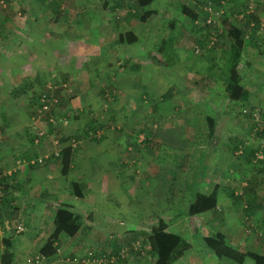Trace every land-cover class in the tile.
Wrapping results in <instances>:
<instances>
[{
    "label": "rangeland",
    "instance_id": "obj_1",
    "mask_svg": "<svg viewBox=\"0 0 264 264\" xmlns=\"http://www.w3.org/2000/svg\"><path fill=\"white\" fill-rule=\"evenodd\" d=\"M81 1L85 7L95 9L93 13L97 11L96 13L100 14L106 11L108 18L104 19L99 15L101 20L96 22L97 17L90 15L85 16L87 25L76 24L74 22L78 18L76 9L80 7ZM81 1L0 0V170L3 175L11 177L10 179L15 177L14 180L6 181L9 185H15L13 182L20 177L21 171L24 172L32 167H34L32 171H38L34 174V176L37 174L34 180L40 179L41 174L37 169L45 163L46 155L49 154L47 156L50 159L55 152L61 150V147L57 148L59 138H56V134L50 133V136L47 134L49 124L46 117L49 115L54 125L53 130L61 128V135L70 139L68 144L75 151L83 157H90L91 163L98 165L97 168L108 167L111 164L108 168H112L113 172L117 173L116 177L124 186V188L120 186L119 192L111 187L110 192L105 193L100 190V181L97 180L95 184L97 190L95 187L93 190L94 198H97L95 208H98L99 215L113 216L115 219L113 225L118 226L121 233L137 226L136 223L130 222L129 216L138 213L145 218L141 225L143 229L140 228L141 232H145L146 227L147 231H152L160 224H156V218L165 215L168 208L166 215L186 217L191 195L202 187L201 181L215 177V170L209 171L212 162L218 158L224 160L229 158L233 141L227 139L224 142L220 141L213 151L199 150L200 138L204 141L209 138V123L207 120L202 121L200 116L214 115L215 111L212 108H208L207 112L197 110L195 114L199 118L187 121L185 128H178L184 125L183 122L177 127H174L175 124L172 126L170 122L176 117V111H173L174 105L186 104L185 90L190 89L189 85L194 83L189 82L192 76H197L194 72L203 74L208 84L219 78L225 80L229 76L231 65L224 60L209 64L196 55L194 52L196 38L189 23L184 29L176 31L173 49L177 59L165 64V57L160 53L159 48L168 37L167 29L175 19L185 20L180 12L181 6L193 5V1L196 0H156L145 9L155 12L147 23H141L137 18L131 17L132 7L129 5L124 10L119 9L122 12L118 18H122V23L120 21L118 25L115 24L113 14L109 10L102 9L103 4L108 1L109 5L111 0H93L89 3L87 2L89 0ZM131 6L135 7L134 2ZM62 10L65 12H60ZM130 31L139 37V42L133 45L118 43L120 34ZM251 60L252 67L244 72V84L248 82L254 84L256 80L264 82V56ZM15 70L21 75L18 73L14 75ZM37 75L47 76L49 82L44 85L43 81H36ZM20 76L29 79L26 81L29 87L21 88L24 90L23 94L12 90L16 87L17 80L14 78L19 80ZM56 76L59 78L57 82L54 79ZM139 83L140 87H135ZM214 87L211 92L213 95L216 93L215 96H218L216 100L218 102L221 100L223 103L224 87L222 85L218 89ZM47 89L52 93L61 89L67 99L74 96L78 89L79 93L83 94L80 118L69 119L67 118L69 108L44 105L43 99L34 95L39 92L45 93ZM144 92L147 96L142 94ZM165 93H168V97L162 99L161 96ZM205 99L209 101L208 97ZM225 103L235 109L236 118L233 117L231 122L219 128L218 134L223 138L239 136L243 134L239 126H242L241 121L244 118L242 110L246 102L232 101L229 98ZM254 105L256 109L263 108L264 97L258 99ZM52 107L53 114H51ZM91 107L93 109H90ZM154 107L156 109L152 110ZM86 116L103 127L95 132L96 135L85 129ZM236 120L240 121L238 126L235 124ZM10 123L15 125L10 127L14 132L11 135L8 126ZM143 129L148 130L146 135L141 133ZM193 132L196 133L195 137L198 140L191 141L194 144L191 149L194 152L192 157L185 154L187 150L183 149L181 144L171 145L170 140L167 139L174 136L186 137L193 135ZM28 134L29 137H35L34 145L31 142L27 144L24 142L23 137H28ZM148 134L151 141L145 143ZM95 136H99L97 137L98 140L100 139L99 142L94 140ZM12 137L15 139L12 140ZM263 145L264 143L261 145L260 154L264 158ZM24 153H34L37 157L27 159L23 157ZM215 154L218 157L214 156ZM51 167L55 168V166L48 168ZM48 171L51 172L49 169ZM210 172L211 175H208ZM229 175V179L228 174L225 175L226 181L232 182L234 176L231 173ZM53 176L56 177L55 172ZM70 176L75 177L74 174ZM247 179L253 184L251 177ZM60 185L66 189L67 184ZM127 186L133 187L129 189ZM1 199H6V195L0 189ZM127 202H130L129 210H132L130 214L126 213L128 206L126 209L121 207ZM86 211L89 217L94 208H86ZM223 215L227 217V220L224 219L225 222L231 220L230 211H225ZM218 219L219 217H216L215 220L205 222L200 218L186 217L185 224L175 222L170 226L171 232L183 237V244H191L194 247L192 256H189L192 262L189 264H199L204 259L206 261V255L203 256L201 251L207 248L199 237L203 233L205 235L217 233ZM153 220L155 223H151ZM225 222L220 221L221 226ZM19 225L25 230L18 233ZM11 228L15 230V239L27 232L23 222H16ZM228 239L230 240V237ZM31 241L38 243L35 239ZM34 248H36L35 244ZM143 249L142 240L138 238L130 245H124L115 254L103 253L96 249L95 252L94 249H90L89 253L79 260L99 256L116 258L123 255V258L115 264L125 261L149 264V258L145 256ZM58 251L61 256V248ZM36 252L34 250L27 257L26 264H51L48 258L37 262L40 254ZM140 253L142 256L138 255ZM210 257L214 259V264L215 262L233 264L215 256H209V259ZM68 259L71 258L66 257L64 261L68 262ZM246 264L253 263L249 261Z\"/></svg>",
    "mask_w": 264,
    "mask_h": 264
},
{
    "label": "crops",
    "instance_id": "obj_2",
    "mask_svg": "<svg viewBox=\"0 0 264 264\" xmlns=\"http://www.w3.org/2000/svg\"><path fill=\"white\" fill-rule=\"evenodd\" d=\"M90 1L93 0H89L87 2L89 3ZM129 1L130 0H111L110 4L112 6L110 4L108 5V1H106L103 4L102 9L109 10L110 13L113 14L115 24L118 25L122 19L121 17L118 18V16H120V12H122L119 9L124 10L130 5L129 7H132V10L130 11L133 12L135 10L133 6H131L133 2L135 5V0H132V3H130ZM200 1L201 0L193 1V5H189V7L191 9H194L195 11H200V17L198 21L202 23L205 14L202 13L203 4H200ZM212 1L217 4L216 6H219L220 8L223 7L224 9V14L221 18V21H219V24L218 26H216V28H213L216 29L215 31H218L220 34L222 33L221 35H224V38L223 36H220L221 39L218 42L219 44L217 43V47L207 53L205 57L201 58L204 62H207L209 64L214 62H223V60L226 61V63L231 61L233 63L238 62L239 74L241 78L244 79V72L246 71V69L248 70L252 67L251 58L255 59L256 57L264 56V0ZM107 5L110 6V8H107ZM251 5L253 7L251 15H254L257 24H248L249 27L246 28L247 25L242 23L241 16L247 13ZM74 6L76 7V5ZM79 6L80 7L76 9L78 18L75 19L74 22L80 26H84L86 23L88 24L85 16H96V22H99L101 20V18L98 17L99 15H102L104 19L108 18V16L105 14L106 11H102L100 14L96 13L97 11L93 13L92 11H94L95 9L85 7L82 1L80 2ZM73 14L75 13L73 12ZM183 16L185 20L178 21L175 19V22L173 21V23H176V27L179 28L176 31L184 29L185 26H188L187 23H189L191 29H193V35L196 38L195 42L202 41V39H207V37H210V29L202 28L201 26V28H199V30L197 31V29L194 27V24H192L190 20H187V16ZM100 24L101 23H99V25ZM233 27H237L238 29L243 30L245 33L244 46L240 48V54L238 58L236 57L237 60L230 59L234 54V50L232 51V47L235 43L233 42L234 40H231L227 35L228 31H230V29H232ZM256 28L257 32L254 31V29ZM206 56H209V58H206ZM18 72L19 71L15 70L14 75ZM194 74L198 77L192 76V79H189V82L194 83L189 85L190 89L185 90V95L187 97L186 104L174 105L173 111H176V117L171 120V125L175 124L174 127H177L180 122H183L184 125L181 127L178 126V128H185L187 121H192V119L194 118H199L196 117L195 114L197 110L201 109L202 111H206L208 110V108H212V110L215 111L214 115L202 114L200 118L202 121H208V119L211 118L216 119L217 132L215 136L208 138L206 141L200 138L199 150L211 149L210 151H213L214 149H216L215 147L219 144V142H224L225 139L233 141V143L232 150H230L229 152L228 160L218 158L215 162L211 161L212 164L211 168H209V171L215 170V177L204 179L203 181H201L202 187L199 188V191L196 189L197 192L206 196L215 195V197L218 199L216 210L209 211L203 214H197L193 217H186H188L189 219L200 218V220L202 219L205 222L215 220L216 217H219L218 221H216V232L222 233L226 237L228 242L230 241L229 244H232L231 246L244 252H254L264 256V158H253L254 152H256V155L259 154L258 152H260V149L262 148L261 145L264 143V137L261 138L258 135L254 134L252 128L250 127V124L244 123V118L241 121L242 126H239L241 131H243V134L239 136H232L231 138L220 137V135L218 134L219 128L224 127L229 122H231L233 117L236 118L234 116L235 109H232L233 107L231 105H227V103H225L226 99L227 101L229 99L226 88V80H224V78L223 80H220L219 78L206 84L208 81L205 79L203 74L199 72H194ZM15 79L17 80L15 82L16 87H14L12 90L23 94L24 90H21V88L29 87L26 83V81L29 79L21 76L19 80L16 77L14 78V80ZM54 79L57 82L59 78L58 76H56ZM62 79L65 80V78ZM35 80L43 81L42 83L44 85L46 84V82H49L48 77L45 75H37ZM255 82L256 83L254 84L250 82L244 84L243 80V84L246 90L251 94V104L253 106H255L254 104H256V101L258 99H263L264 97V82H260L259 80H256ZM91 85H93L92 82ZM221 85L225 90V93L222 94L224 101L223 103L225 104L224 106L223 103H221V100L220 102L216 100V98L218 97L215 96L216 93H214L213 95V93L211 92L213 86L217 87L218 89ZM167 94L168 93L163 94L161 98L165 99L166 97H168ZM34 95L39 98L40 92L34 93ZM82 95L83 94L79 93L78 89L74 93V96L80 97L81 107L83 108ZM206 97H208L209 101L205 99ZM209 97H213V99H209ZM90 109L93 108L91 107ZM155 109L156 107L152 108V110ZM236 122L237 123L235 124L238 126V122L240 121L236 120ZM8 126L9 129L12 126L15 127V125L12 123H10ZM11 131L12 129L9 130V134H14V132ZM195 134L196 133L193 132V135H186V137L184 136L182 138L174 136L172 138L174 140L173 143L181 144V147H184L183 149L186 148L187 150L185 154H188L189 157H192L194 156V152H192L191 149H193L194 144L191 141L192 139L198 140L197 137H195ZM27 136L28 137H23L25 138L24 142L26 144L29 143L32 139L31 136L29 137V134ZM11 139L13 140L15 139V137H12ZM212 144L213 146L210 147V145ZM33 155L36 154L24 153L23 157L31 159L33 158L31 156ZM47 155L49 156V154ZM47 155L44 159L45 163H43V166L37 169L41 174L40 179L34 180L37 176V174L35 176L34 174L38 171H32L31 169H34V167H32L24 172L21 171L20 177H17V180L13 182L15 183V185H9V191L5 194L6 199H4L2 203L3 205L1 204L3 216H0V256L3 255L5 251H7V243H9V245L11 244V247L8 251L13 254L12 264H26L27 257L30 256L34 250L35 252L38 251L36 253L41 254V250L44 248L45 244L53 234V220L55 217L54 215L56 214V210L62 206L68 205L72 208L73 212H75L76 216L78 217L77 222L80 221V223H78L79 231L74 237H70L66 234L60 235L58 248H61L62 254L60 256L58 254L59 251H57L56 254L48 258L51 261V264H69L68 262L64 261L66 257L77 260L80 257H83L85 254L89 253L90 249H96L102 251L103 253L115 254L124 245H130L131 242L135 241L138 238H141L142 240V245L144 246L143 251L146 254L145 256L149 258V264H155V259L150 255L146 247V241L148 240L151 231H147V227H144L145 232H141V230L143 229L141 225L145 221V218H142V215L136 213V215L134 214L129 216L130 222H132L133 224L136 223L137 226L120 233L119 227L113 225V221H115L114 217H104L102 215H99L100 212L98 211V208H95V202L97 198H94L95 191L93 190V188L95 187V190H97L95 184L98 179L100 181V190L104 191L105 193H109L111 187L114 191L117 192H119L120 186L124 188L120 179L116 177L117 173L115 171L113 172L112 168H108L111 166V164L108 167L97 168L98 165L92 164V160L90 157H83V155L75 151L74 161L72 164V172L70 173L74 174L75 177H71L70 174L68 177H61L59 175V163H57L54 158H50L49 161L46 162L45 160L48 158ZM214 156L217 155L215 154ZM222 156H224V154H222ZM50 166H55V168H48ZM47 168L51 171L50 173ZM54 172L56 177L53 176ZM229 173L234 176V180L232 182L226 181L225 175L228 174L229 179ZM208 175H211V172ZM248 177H251V182H253V184L249 183V180L247 179ZM10 178L11 177H8L7 180ZM14 178L10 180H14ZM73 183H79L81 185L84 197L78 198L76 196L74 188L72 187ZM60 184H67V186H65L66 189H63ZM131 187L127 186V188L129 189ZM231 193L233 194V198L230 197ZM127 206L128 209H126ZM89 207H93L94 211L90 212V216L88 217L86 208ZM121 207L126 209V213L128 214H130L132 211L129 210L130 202H127L126 205ZM168 211L169 208L166 210V213ZM225 211H230L231 220L229 222H225V220H227V217L223 215ZM166 213H164L165 215L156 218V224L160 222L165 223L169 226L168 231L171 230L170 226L175 222H179V224H185L186 217L180 216V218H178V216H175L174 214L166 215ZM52 214L54 215L52 216ZM11 219H13L12 222ZM81 221H83V224H81ZM220 221H224V225L221 226ZM16 222H23L27 231L26 233L18 236V239H15V230L11 228V226L16 225ZM151 223H155V221L153 220ZM228 237H230V240L228 239ZM34 239L37 240L38 243H33L31 241ZM34 244L36 248H34ZM193 248L194 247L191 244L182 243L176 251L174 257L171 259L170 264L191 263L192 258L190 259V257L192 256L191 254L193 252ZM205 250L201 251V254L203 256L206 255V261L204 259L199 264H207L208 262V264H214V259H211V257L209 259V256L213 255L208 249L206 251ZM138 255L142 256L141 253ZM131 262L125 261L120 262L119 264H139ZM215 264L217 263L215 262ZM224 264L230 263L225 262Z\"/></svg>",
    "mask_w": 264,
    "mask_h": 264
},
{
    "label": "trees",
    "instance_id": "obj_3",
    "mask_svg": "<svg viewBox=\"0 0 264 264\" xmlns=\"http://www.w3.org/2000/svg\"><path fill=\"white\" fill-rule=\"evenodd\" d=\"M156 0H135V13H131V17L137 18L141 23H147L154 15L155 12L152 10L145 11L146 8L150 7ZM211 2L215 4L214 1L210 0H201L200 4H203V7L208 3ZM217 5V4H215ZM59 6V5H58ZM139 10V11H138ZM142 10V12H141ZM59 11V10H58ZM64 13L65 11H60ZM139 12H141L139 14ZM181 14L187 16L188 19H190L191 23L194 24V27L199 30V28H208L210 29V36L214 33L218 35V42L220 41L221 37L224 35H221L218 31H215L216 26H206V25H197L196 22L199 20L200 17V11H195L194 9H191L189 5H182L180 9ZM202 13H204L202 11ZM175 22V21H174ZM242 23L247 25L246 28L249 27L248 24L256 23V18L254 15H247L242 19ZM176 23H173L171 26L168 27L167 32H169L168 37L165 41H163L160 44V53L165 57V64H169L170 60L174 61L177 59V55L175 54V51L173 49L175 39H176ZM255 32H257V28L254 29ZM227 35L229 38L234 40L235 43L232 47V51L234 50L233 56H231L230 59L237 60L240 54V48L244 46V40H245V33L243 30L238 29L237 27H233L228 31ZM210 37H207V39H202V41H196L197 47H200L201 49H204V51L199 55L200 57H205L207 53L212 51L215 47H217L218 44L216 43V46H214L212 49H207V43L209 41ZM139 42V37L133 33V32H127L125 34H121L119 37V43L123 45H133L137 44ZM206 58H209V56H206ZM231 65V70L229 73V76L225 79L227 84V94L230 100L232 101H244L246 102V106L242 110V115L245 118L244 123L250 124V127L252 128V121L249 119V117L243 113L244 109H256L251 104V94L246 90L243 79L241 78L239 74V64L238 62L233 63L232 61L229 63ZM136 87H140V83L136 85ZM144 96H147V93H142ZM41 99L44 101V105H50V106H66L69 108L68 111V117L69 119H78L82 115V107H81V99L79 96H72L69 99L65 97V95L62 94V90L58 89V91H55L52 93L51 90H46V92L39 95ZM55 100V102H54ZM264 108V107H263ZM51 108V114L52 113ZM262 109V108H261ZM71 112V113H70ZM73 114V116H72ZM37 115V114H36ZM86 127L85 129L87 131H90L91 133L98 132L99 129L103 128L100 124L93 122L88 116H86ZM47 123L49 124V132H47L48 136H50V133H55L56 138L58 139V146L57 148L61 147V150H59V155L56 156L53 154L52 158L56 160L57 163H59L60 166V172L59 175L61 177H68L69 174L72 172V164L74 161L75 156V149L68 144L70 139L64 138L62 134V129L57 128L56 131L53 130V123H51L49 115L46 117ZM209 123L208 129H209V138L215 136L217 132V122L216 119H208L207 121ZM147 129L141 130V133L146 135ZM259 137H264V132L256 134ZM150 134L147 135L145 143H148L151 141ZM152 136V135H151ZM95 136V139L97 142L98 140ZM101 138V137H100ZM173 137H168L167 139L170 140V144H174ZM31 144H35V137H32ZM259 153V152H258ZM33 158H36V155L31 156ZM253 158L257 159L258 156L256 155V152H254ZM46 162L49 161V157L45 160ZM252 161V160H251ZM7 176L3 175L0 171V189L1 192L6 194L9 191V184L6 183ZM72 187L74 188V191L76 193V196L78 198L84 197V193L82 191L81 185L79 183H73ZM230 197L233 198V194H230ZM4 199L0 200V216H3L1 204L3 203ZM5 204V203H4ZM218 204V199L215 197V195L206 196L204 194H201L197 191H195L194 194L191 195V202L189 203V207L187 209V212L185 213L187 216L193 217L197 214H203L209 211L216 210ZM3 205V204H2ZM249 210V209H248ZM251 210V208H250ZM17 211V210H16ZM15 212V209H14ZM13 212V213H14ZM12 218V217H11ZM78 217L76 216L75 212H73L72 208L68 205L62 206L56 210V214L53 220L54 225V231L51 236V238L47 241L44 248L41 250V254L46 257L50 258L58 251L59 246V237L61 234H66L70 237H74L78 231H79V225L77 222ZM13 219H11L12 222ZM205 247L211 252L213 256H215L218 259L221 260H228L232 262L233 264H246L249 261H252L253 264H264V256L260 255L258 253L254 252H244L237 248H234L231 246L226 239V237L222 233H214L212 235H205L204 233L200 235L199 237ZM183 243V237L179 234L173 233L168 231V225H166L163 222H160L159 226L157 228L152 229L148 240H147V249L150 253V255L155 259V264H170L171 259L174 257L176 251L180 247V245ZM8 247L7 251L3 255L0 256V264H12L13 262V254L8 251L11 247V244L7 243L6 245Z\"/></svg>",
    "mask_w": 264,
    "mask_h": 264
},
{
    "label": "built area",
    "instance_id": "obj_4",
    "mask_svg": "<svg viewBox=\"0 0 264 264\" xmlns=\"http://www.w3.org/2000/svg\"><path fill=\"white\" fill-rule=\"evenodd\" d=\"M253 11L252 5L249 7V10L247 13L243 16H241V19H243L247 15H251ZM203 12L205 14V17L203 18V22L200 23L199 21L196 22L197 25H206V26H216L217 22L223 17L224 9L223 7L220 8L219 6H216L215 4L208 2L203 7ZM218 42V35L213 32V34L210 36L209 41L207 43V49H212L214 46H216V43ZM204 49H201L200 47H195V54L200 55ZM244 114H246L249 119L252 121V131L254 134H259L264 132V108L262 109H244ZM56 156L59 155L58 151L55 154ZM258 159H262V154H257ZM24 229L22 226L18 227V233L22 232ZM121 256V255H120ZM123 258V255L121 257L117 256L111 257V256H99V257H92L90 259H68V262L75 263V264H115L118 260ZM47 258L44 257L42 254L39 255L37 258V262L39 261H45Z\"/></svg>",
    "mask_w": 264,
    "mask_h": 264
}]
</instances>
